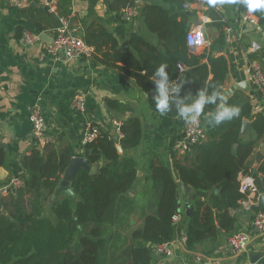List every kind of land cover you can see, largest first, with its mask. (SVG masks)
I'll return each instance as SVG.
<instances>
[{"label":"trees","instance_id":"trees-1","mask_svg":"<svg viewBox=\"0 0 264 264\" xmlns=\"http://www.w3.org/2000/svg\"><path fill=\"white\" fill-rule=\"evenodd\" d=\"M161 2L170 8L162 5L136 7L146 29L156 35V46L133 34L128 43L130 51H123L113 33L98 23L85 24L81 37L93 51L91 61L94 64L124 74L144 92H156L152 78L160 80L155 73L160 65H167L164 71L178 93H169L170 111L166 114L181 118L177 99L190 104L202 90L208 96L214 92L222 95L228 72L222 54L224 30L230 25L216 11L218 0L215 3L203 0L204 13L210 19L206 27L213 28L217 36L200 53H195L186 44L190 19L182 11L186 3L194 0ZM238 3L240 16L249 13L256 18L259 28L264 27L262 16L248 11L244 0ZM125 7H135L134 0H113L108 9L122 21L120 11ZM70 13L65 7L58 13L54 26L58 25V17L68 18ZM263 58L254 54L249 59L260 62L264 74ZM178 67L184 71L180 73ZM225 102L229 107L238 108L239 114L216 125L212 114L220 100L205 105L198 118L205 140L181 159H176L173 152V171L159 162L150 164L146 182L150 183L154 210L143 217L140 228L128 234L120 231L128 228L126 218L133 212L127 193L136 180L137 166L133 159L121 156L116 147L127 151L139 145V119L130 116L121 121V139L99 132L92 143L81 148L80 156L89 165H96L97 171L90 174L80 169L73 175L69 186L78 197L76 200L60 192L53 202L49 201L70 160L75 157L71 146L45 147L43 152L34 149L29 156H24L21 160L24 174L18 178L22 187L0 201L4 212H0V264H151L152 249L174 238L171 219L179 209V183L209 193L207 202L194 204V212L185 228L186 250L194 251L196 246L209 242L212 245L210 253L213 252L220 232L230 235L235 231V218L230 213L238 209L244 198L239 192L238 175L246 173L247 161L257 141L264 138V113L252 115L249 97L235 92ZM104 104L110 111L124 112L123 106L115 101L106 99ZM245 120L250 121V131L255 136L247 141L241 139ZM4 162L5 150L0 146V168ZM259 174L264 176V161L253 175L257 190L263 196L264 180ZM46 203L53 219L44 214ZM251 211L264 212L261 200ZM112 227L114 231L110 230Z\"/></svg>","mask_w":264,"mask_h":264},{"label":"crops","instance_id":"crops-1","mask_svg":"<svg viewBox=\"0 0 264 264\" xmlns=\"http://www.w3.org/2000/svg\"><path fill=\"white\" fill-rule=\"evenodd\" d=\"M67 1L65 4L64 0H59L57 14L48 13L45 17L31 6L34 0H0V146L5 150V162L0 168V201L8 197V194L2 193L6 184L12 178H19L24 174L21 160L24 156H29L34 149L43 152L47 147L71 146L75 157H81L80 139L87 125L95 126L99 132L111 135L114 132V122H121L132 116L140 121V143L132 150H122L119 153L133 159L137 166L136 180L127 193L133 212L126 218L128 228L120 231L123 235L128 234L140 228L143 217L154 210L150 183L146 182V178L150 176V164L159 162L173 171L174 151L171 145L180 137L187 122L168 114L161 115L153 102L154 98L148 95L149 92L141 91L131 78L116 70L96 65L91 58L54 59L44 53V42L24 46L21 40L24 34L39 36L42 33L52 39L55 28L59 26V23L54 26L55 19L59 12L68 7L71 13L67 18V25L69 28L80 29V34L85 24L98 23L113 33L123 51H130L128 43L133 34L156 46V35L146 29L136 7L141 9L146 5H162L166 8L170 6L164 5L161 0H134L135 15L130 23H125L117 18L115 12L109 11V2L113 0H76L74 3ZM218 1L216 11L232 29L230 41L222 50L228 64L226 80L221 89L222 95L228 100L235 92H242L250 98L252 115L264 113L256 87L249 82L248 74V66L252 62L250 56L257 54L258 57H264V27H251L241 20L238 0ZM205 10L206 7L195 3L190 4L188 11L182 8L185 14L189 13V28L202 25L210 43L217 36V32L206 27L210 19L206 17ZM256 12L264 18V10ZM204 17L207 18L205 23ZM253 43L260 48L256 53L250 51ZM79 96L83 99V111H78L73 106L74 99ZM106 99L122 105L124 112L107 109L104 104ZM35 107H39L43 112L46 135L49 138V143L43 149H38L31 136L29 115ZM244 122L249 126L241 133V139H254L255 136L250 131V121ZM262 144L264 138L257 141L254 152L247 161V171L240 173L238 180L243 175L253 178L257 173L258 167L264 161V158L261 161L256 160V153ZM174 154L176 159L183 157L175 152ZM88 166L89 173L92 167L94 173L97 171L96 165L88 163ZM258 177L264 180V176L259 174ZM177 194L181 225L186 228L190 218L186 217V207H192L193 214L195 202H207L209 193L195 191L179 183ZM57 195L50 197V203ZM74 198L76 200L78 197ZM260 200L264 208V195L259 194L257 203ZM45 207L50 213L47 217L53 219L49 204L46 203L44 209ZM252 207L254 206L248 201L246 206L239 204L238 209L230 213L235 218L234 233L244 232L248 240V251L242 262L233 259L227 249L228 238L234 233L226 235L219 230L217 248L213 252L210 253L212 245L209 242L196 246L194 251H187L185 244L179 243V237L175 233L172 240L175 244L174 258L165 259L153 248L151 264H251L252 260L257 259L259 260L254 264H264V235L251 226L255 214L251 211ZM0 212L4 213L1 202ZM110 230L114 231L115 228Z\"/></svg>","mask_w":264,"mask_h":264},{"label":"built area","instance_id":"built-area-1","mask_svg":"<svg viewBox=\"0 0 264 264\" xmlns=\"http://www.w3.org/2000/svg\"><path fill=\"white\" fill-rule=\"evenodd\" d=\"M74 3L76 0H70ZM39 6L44 7L48 13L57 14V7L59 0H34ZM203 5V0H194L193 4ZM190 7L189 3L183 6V9L188 11ZM135 7H125L121 9V20L125 23H130L135 15ZM241 20L247 23L251 27L257 26V20L254 16L249 13L241 15ZM207 22V18L204 17V23ZM59 26L54 30V36L51 43L44 44V53L54 59L63 60H74L80 58H91L93 51L92 49L84 43L82 40L80 29L69 28L67 25V18L58 17ZM231 27L225 28V44L230 41ZM40 38L37 35L24 34L21 44L24 46H32L36 42H40ZM187 47L192 51L202 50L209 45L206 39L205 32L202 25L192 26L189 28L186 35ZM259 46L255 43L251 44L250 51L256 53L259 51ZM180 73L184 70L182 67H178ZM249 82L256 87L259 103L262 108H264V74L261 70L258 61H252L248 66ZM73 106L78 111H83L84 104L82 97H76L73 101ZM29 123L31 136L35 141L38 149H43L49 143V138L46 135V124L42 110L39 107L33 108L29 115ZM121 127V122H114L113 129L116 139L122 138L119 133ZM99 134L97 127L92 125H87L80 139V147L83 148L86 145L93 142V140ZM205 140L204 130L201 127L199 120L195 123L187 122L180 137L176 140L173 145V151L180 156L188 154L193 147L200 144ZM83 150V149H82ZM23 183L18 178H12L6 186L2 189V193L9 194L22 187ZM239 192L243 195V199L239 202L240 205H247L248 201L251 202L252 206H257L259 192L254 183L252 176L243 175L239 179ZM181 214L179 212L175 213L171 219L174 226L175 233L179 237V243H184L186 241V230L182 227ZM251 226L258 233L264 235V213L256 212L251 222ZM174 242L170 241L164 245L155 246L154 249L163 258L172 260L174 258ZM227 249L230 256L235 260L243 261L247 251H248V240L244 232H237L232 234L227 241Z\"/></svg>","mask_w":264,"mask_h":264},{"label":"clouds","instance_id":"clouds-1","mask_svg":"<svg viewBox=\"0 0 264 264\" xmlns=\"http://www.w3.org/2000/svg\"><path fill=\"white\" fill-rule=\"evenodd\" d=\"M210 2L215 3L216 0H210ZM221 2H224V0H221ZM244 3L250 12L264 10V0H244ZM165 67H167V65H160L155 73V76L161 78L160 80L152 78L156 84L155 91L158 93V95L154 97V101L156 109L161 115L170 111L168 102L171 94L166 92V89L170 87V82L168 75L164 71ZM173 93H178V90L173 88ZM173 98L176 99L174 96ZM217 99L220 100V104L212 114L216 125H219L225 120H231L234 116L239 114L238 108L226 105V97L219 92H214L213 95L208 96L205 94V91L202 90L198 93L197 98H195L190 104H185L183 100L177 99L178 115L186 122L195 123L204 111L205 105L216 104Z\"/></svg>","mask_w":264,"mask_h":264},{"label":"water","instance_id":"water-1","mask_svg":"<svg viewBox=\"0 0 264 264\" xmlns=\"http://www.w3.org/2000/svg\"><path fill=\"white\" fill-rule=\"evenodd\" d=\"M32 7L36 8L39 12H41L45 17L48 16V12L47 10L42 7V6H39L37 3H33L31 5ZM186 15H189V13H186ZM39 38L42 42H44L45 44H49L51 43L52 39H50L49 37H47V35H45L44 33L40 34L39 35ZM49 38V39H48ZM180 83V80L177 81V85ZM173 88H174V85L168 87L166 89V92L167 93H171L173 91ZM148 95L151 97V98H154L156 95H158L157 92H154V91H151L148 93ZM248 123L247 122H243L242 124V130H241V133H244L247 129H248ZM111 136L112 137H115V133H111ZM116 150L118 153H121L122 149L120 146H117L116 147ZM264 144L260 145L259 147V152L256 153V160L257 161H261L264 157ZM80 169H83V170H88L89 169V166H88V161L84 158H81V157H74L70 160L69 162V165L67 166V168L65 169L64 171V175H63V179L60 181L59 183V186L58 188L56 189L54 195H57L59 194L60 192H64L67 196L71 197V198H74L75 195L74 193L72 192L71 188L69 187V182L71 180V178L73 177V175ZM94 173V168L92 167L90 169V174H93ZM216 192V191H215ZM177 197H178V194H177ZM186 217H190L192 215V207L190 206H187L186 207ZM220 229L218 228V231ZM259 260V259H257ZM257 260H252L251 261V264H254Z\"/></svg>","mask_w":264,"mask_h":264},{"label":"rangeland","instance_id":"rangeland-1","mask_svg":"<svg viewBox=\"0 0 264 264\" xmlns=\"http://www.w3.org/2000/svg\"><path fill=\"white\" fill-rule=\"evenodd\" d=\"M44 214H45L46 216H50V213H49V210H48L47 207H45ZM133 228H136V227L133 226ZM131 229H132V228H131Z\"/></svg>","mask_w":264,"mask_h":264}]
</instances>
